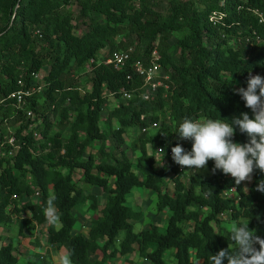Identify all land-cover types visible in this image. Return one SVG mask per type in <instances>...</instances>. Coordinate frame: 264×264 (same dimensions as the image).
Here are the masks:
<instances>
[{
	"label": "trees",
	"instance_id": "obj_1",
	"mask_svg": "<svg viewBox=\"0 0 264 264\" xmlns=\"http://www.w3.org/2000/svg\"><path fill=\"white\" fill-rule=\"evenodd\" d=\"M220 2L0 0L4 92L16 90L20 77L28 82L33 72L43 71L45 82L28 104L33 120L21 111L15 114L10 104L0 106V129L14 126L19 145L15 155L0 158V235L13 224L23 236L31 224L43 226L34 248L43 247L39 238L44 236L45 245L66 250L71 264H106L117 254L132 253L148 264H167L168 259L212 264L219 250L235 251L231 229L223 223L248 225L253 235L264 238V193L256 190L264 173L254 170L245 189L230 175L213 173L211 160L203 176L194 169L181 173L172 156L155 155L164 142L180 143L175 133L186 117L229 124L242 119V113L253 118L234 90L247 88L249 74L264 78V25L255 14L264 13V0ZM128 47L133 53L121 69L98 57L105 49L109 55ZM153 51L167 79L161 78L163 86L145 100L131 63L149 59ZM84 69L88 78L82 87L75 76ZM124 92L130 99L122 98ZM109 98L113 103L107 108ZM32 124L39 139L28 131ZM248 140L236 127L233 142ZM92 187L102 190L104 202L84 235L74 231V211L87 201V210H98ZM134 187L155 191L156 212L167 213L163 228L151 224L133 231L142 218L141 211L126 205ZM53 197L59 213L54 224L45 216ZM120 231L124 236L116 245ZM96 253L100 258L93 257ZM33 257L21 263L11 239L0 244V264H62L47 263L38 252Z\"/></svg>",
	"mask_w": 264,
	"mask_h": 264
},
{
	"label": "clouds",
	"instance_id": "obj_2",
	"mask_svg": "<svg viewBox=\"0 0 264 264\" xmlns=\"http://www.w3.org/2000/svg\"><path fill=\"white\" fill-rule=\"evenodd\" d=\"M234 91L245 101V106L251 109L253 118L242 113V119L233 118L229 124L221 120L196 121L186 117L175 134L180 140L192 141L191 151L186 152L179 143L171 148L172 160L178 165V171L181 167V173H186L189 169L204 170L211 160L214 162L213 173L220 170L223 174L230 175L236 185L244 181L250 182L254 170L264 173V78L249 74L247 88L241 87ZM236 127L241 133L247 134V143L233 142ZM163 166L164 162L160 167ZM256 190L264 193V180L259 181ZM54 199L49 198L45 208V216L53 224L59 219ZM230 238L235 251L229 250V247L219 250L212 255V264H225V260L227 264H264V238L253 235V230L248 225L233 223ZM62 264H71V261L64 257Z\"/></svg>",
	"mask_w": 264,
	"mask_h": 264
},
{
	"label": "built area",
	"instance_id": "obj_3",
	"mask_svg": "<svg viewBox=\"0 0 264 264\" xmlns=\"http://www.w3.org/2000/svg\"><path fill=\"white\" fill-rule=\"evenodd\" d=\"M221 0L220 3H222ZM255 14L258 17V21L264 25V13L256 10ZM215 17L214 13L210 19ZM133 53V48L128 47L127 49H118L112 51L109 55H107V49H105L102 53H99V59L105 64H110L114 69H121L125 66V64L130 60L131 54ZM157 53L153 51L151 56L147 60L137 59L132 61L131 67L134 73L141 78L142 80V97L145 100H150L155 95L158 87L163 86V81L161 78L167 79L161 71L160 64L157 60ZM93 60L90 61L92 63ZM43 71L41 72H33L29 77V81L25 82L21 77L17 80L18 88L14 91H10L5 93L4 86L0 81V106L6 107L7 105H12L15 109L14 113L17 114L19 111L22 112L23 117L27 119H34L35 113L32 109L28 108V104L30 103L32 97L39 93L43 87L45 86V82L42 78ZM165 88L167 86L165 85ZM131 95L128 92H124L122 94L123 99H130ZM4 124V123H3ZM18 125V124H17ZM157 124L153 123L152 127H156ZM6 131L0 129V158L13 156L17 153L19 145L16 144V138L13 135L15 131L14 126H9L5 124ZM34 125L29 126L28 131L32 132V135L35 139L40 138V134L37 130H32ZM145 129H141V132H144ZM173 146L171 143L164 142L161 145L156 147L155 155L162 156L164 153L167 157H171V148ZM164 149V151H157L159 149ZM183 168H179V172H182ZM38 193H35V197ZM16 196H13L15 198Z\"/></svg>",
	"mask_w": 264,
	"mask_h": 264
},
{
	"label": "rangeland",
	"instance_id": "obj_4",
	"mask_svg": "<svg viewBox=\"0 0 264 264\" xmlns=\"http://www.w3.org/2000/svg\"><path fill=\"white\" fill-rule=\"evenodd\" d=\"M71 9L74 11L75 15H77L78 13V7L76 6H72ZM171 42H174V39L171 40ZM88 69V68H87ZM86 69V70H87ZM87 74L85 72V69L81 72V74H78L75 76V82L77 85L79 86H84L86 85V81H87ZM113 100L112 98L108 99L107 102V108H110L112 106ZM132 131V130H131ZM154 131V130H151ZM131 138L129 137V139H127L126 145L129 146L130 145V141ZM181 144V141L180 143ZM111 145V142H109V146ZM184 145L185 147L188 145L187 152L191 151V146H192V141L190 140H184ZM149 151H153L152 148H150V146H148ZM127 153L130 155V150H127ZM188 170V169H187ZM195 172L201 174V175H207L210 171L209 167L207 166L206 169L204 170H195ZM78 175V174H77ZM185 175V174H184ZM185 177V176H184ZM249 181H244L243 182V187L246 189L248 187ZM169 191H171L172 185L168 184L167 185ZM144 189V190H142ZM93 193V192H92ZM234 194L231 192V195ZM98 199H99V206H98V210L93 213V217H96L99 213H100V209L102 208L103 202H104V193H102V190L99 188L98 190L95 191V194ZM35 202H38V199L35 197L33 198ZM156 202H157V197H156V193L154 190L151 189H145V188H141V187H134L131 189V191L127 194L126 196V205L132 207L134 210L136 211H141L142 212V221H138L134 223L133 226V231L134 232H139L142 228L146 227L148 228L151 224H155L157 225L159 228H163V226L166 224V221L164 219V221L162 220L164 218V216L166 217L167 213L165 211L161 212V213H157L156 212ZM89 203V202H88ZM87 204L86 202L81 204L75 211L74 213L76 214L77 217H88L86 216L85 212L87 210ZM88 211V210H87ZM91 211V210H90ZM25 216H30V214L28 212L24 213ZM79 215V216H78ZM80 221L77 219L76 223H75V228L79 229L80 228ZM223 225L226 227V229H231V224L230 223H223ZM88 227L89 224L86 222L84 224V227ZM5 229V228H4ZM1 230V235L0 237H3V239H0V244L2 242L7 243L9 242V240H13L14 243L17 242V244L15 245V249L18 252V254L23 255L22 258L19 257V262L24 263L26 261H33L34 257L31 255L30 257H26L28 255H26L25 253L28 252L29 249H32L31 245L29 244V238H31V241H34V235H31L32 233H34L36 227L31 224L30 226L26 227L23 230V233L25 236L23 235H19L18 234V227L16 226V224H13L10 226L9 230ZM43 230V229H40ZM39 230H36V235L39 237ZM36 236V237H37ZM118 236H120V239L122 240L123 236H124V231H120L118 233ZM44 238V236H43ZM41 238H39L40 240ZM41 241V240H40ZM118 243H116L117 245ZM259 246L257 245V248ZM64 252H65V257L66 256V250L63 248ZM170 252V251H169ZM167 252V254L169 253ZM99 254V253H98ZM128 256L129 258H131V264H148L149 262L143 258H141L137 253H132V254H128V255H124V256H119V254L108 258V261L106 264H116V263H112V262H116L117 259H122V263L123 264H127L129 261L128 259H126L125 257ZM99 258H100V254H99ZM168 259V258H167ZM63 260V259H62ZM62 260H60V262H62ZM173 261L172 259H168L167 260V264H172ZM121 264V263H120Z\"/></svg>",
	"mask_w": 264,
	"mask_h": 264
},
{
	"label": "crops",
	"instance_id": "obj_5",
	"mask_svg": "<svg viewBox=\"0 0 264 264\" xmlns=\"http://www.w3.org/2000/svg\"><path fill=\"white\" fill-rule=\"evenodd\" d=\"M188 141V140H187ZM184 149H185V151L187 152V149H189L188 148V145L185 147V145H184V140H181V144H180ZM99 188L98 187H92V189H91V192H93V194H95V191L96 190H98ZM142 190H144V189H142ZM103 193V192H102ZM96 196V195H95ZM97 197V196H96ZM97 199H98V197H97ZM99 200V199H98ZM86 204L88 205V201L86 202ZM85 214H86V216H88L87 218L86 217H77V219L80 221V228L79 229H77V228H75L74 227V231L75 232H80V233H82V234H84V235H86V232H87V228L88 227H84V224L87 222L88 224L90 223V221H91V219L92 218H94L93 217V213H92V211H90V210H86V212H85ZM76 215V214H75ZM79 216V215H78ZM143 218V217H142ZM142 218L140 219V221H142ZM166 217L164 216V218L162 219L163 221H164V219H165ZM34 226L36 227V229H35V231L36 230H40V229H43V226H37L36 224H34ZM34 231V233H32L31 235H34V238H33V240H35L36 239V232ZM32 238V237H31ZM31 238H29V244L32 246L31 248L32 249H29L28 250V252L27 253H25L26 255H28V256H26L27 258L28 257H30L31 255L33 256L35 253H40L44 258H45V260H46V262L47 263H60V260H62L64 257H65V252H64V250H63V248L61 247V248H56L55 246H52V245H50V246H47V245H45V237L43 238V236H40V242H41V244L43 245V247H41V248H38V249H35L34 248V246H33V244H32V242L33 241H31ZM13 241V240H12ZM121 241V239H120V236H118L117 238H116V240H115V242L116 243H119ZM13 244H14V246L17 244V242L16 243H14V241H13ZM22 256L23 255H20L19 254V257H21L22 258ZM93 257L94 258H99V254L98 253H96L95 255H93ZM126 259H128V261L129 260H131V258H129L128 256H126L125 257ZM122 259H117V261L115 262H112V263H116V264H123L122 262ZM127 264H131V261H129Z\"/></svg>",
	"mask_w": 264,
	"mask_h": 264
}]
</instances>
